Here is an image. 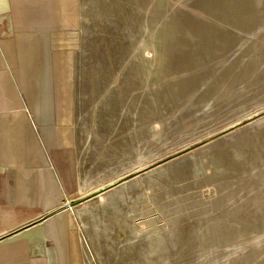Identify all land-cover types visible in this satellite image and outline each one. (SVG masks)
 Segmentation results:
<instances>
[{
	"label": "rangeland",
	"instance_id": "rangeland-1",
	"mask_svg": "<svg viewBox=\"0 0 264 264\" xmlns=\"http://www.w3.org/2000/svg\"><path fill=\"white\" fill-rule=\"evenodd\" d=\"M28 120L60 186L36 206ZM43 219L10 258L264 264V0H0V262Z\"/></svg>",
	"mask_w": 264,
	"mask_h": 264
},
{
	"label": "crops",
	"instance_id": "crops-1",
	"mask_svg": "<svg viewBox=\"0 0 264 264\" xmlns=\"http://www.w3.org/2000/svg\"><path fill=\"white\" fill-rule=\"evenodd\" d=\"M32 115V114H31ZM28 122V142H29V150H28V167L25 169H20L17 173V184L14 189L13 196L15 198V203H25L28 206H36L41 204L42 199L49 195H54L56 192L60 191V186L57 182L56 176L52 170V168H41L39 167V160L43 154V148L41 143L38 141L37 136L35 135V131L31 124ZM42 136V135H41ZM43 139V137H42ZM44 145L47 146L50 150V154L52 156L54 166L60 173L63 181L67 186H69L68 178L65 177L64 172V159H65V151L63 150L66 146L60 145L58 143L55 147H49L47 143L42 140ZM44 157V156H42ZM74 206H71V208ZM43 221H38L33 223L29 227H25L24 229L16 232L14 237L12 236L10 239L3 241L2 243L4 246H10V244H14L13 251H11V247L7 248V253L2 252L4 255L3 258L5 259L4 262H0V264H17L16 259H20L21 261L19 264H34V257L31 254L15 256V258H10V255H18L21 251L14 253L16 251L15 247H19L15 245L17 242H22V244L26 243L27 245L37 244L40 242H46V236L43 231ZM45 224V223H44ZM7 232L2 233V235H6ZM22 236V237H19ZM74 236V235H73ZM72 236V237H73ZM71 237V238H72ZM18 239H23L22 241H16ZM13 242V243H9ZM21 247V246H20ZM47 249V248H46ZM43 250L37 253V257L41 258L40 256L45 255L47 250ZM51 252V250H48ZM72 254V253H71ZM72 256V255H71ZM23 257V258H22ZM37 258V259H38ZM72 258V257H71ZM12 261V262H9ZM9 262V263H7ZM30 262V263H29Z\"/></svg>",
	"mask_w": 264,
	"mask_h": 264
},
{
	"label": "bare ground",
	"instance_id": "bare-ground-1",
	"mask_svg": "<svg viewBox=\"0 0 264 264\" xmlns=\"http://www.w3.org/2000/svg\"><path fill=\"white\" fill-rule=\"evenodd\" d=\"M7 48V47H6ZM7 52L9 53V51H8V49H7ZM12 57L10 56V54H9V60L11 61L12 59H11ZM11 63H12V61H11ZM13 64V63H12ZM103 190V189H102ZM102 190H98V191H96L95 192V194H93L94 196H98V195H100V194H103V193H105V192H101ZM93 195H91V196H93ZM87 198V197H86ZM92 198V197H91ZM88 199H90V198H88ZM87 199V200H88ZM75 202L76 201H74V202H70V205H72V206H74L75 205ZM82 203V202H81ZM76 204H80V203H76Z\"/></svg>",
	"mask_w": 264,
	"mask_h": 264
}]
</instances>
